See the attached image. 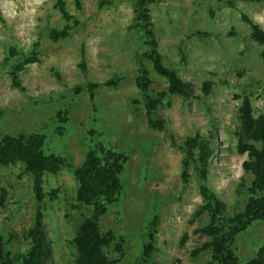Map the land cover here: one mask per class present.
Returning a JSON list of instances; mask_svg holds the SVG:
<instances>
[{
  "label": "rangeland",
  "instance_id": "374dc122",
  "mask_svg": "<svg viewBox=\"0 0 264 264\" xmlns=\"http://www.w3.org/2000/svg\"><path fill=\"white\" fill-rule=\"evenodd\" d=\"M55 1L0 0V107L4 109L0 135L40 130L47 136V149L73 166L88 146L102 143L124 152L121 198L99 222L102 231L113 233V244L122 245L121 255L109 247L111 258L120 257L114 264H134L150 240L145 264H204L209 252L194 255L193 251L204 240L195 229L207 217L193 216L201 204L198 180L189 166L187 182H182L177 145L194 133L212 135L206 185L226 203L227 214L239 211L250 176L241 166L246 156L235 149L239 99L234 94L248 93L255 113L264 111L260 46L249 37L241 14L264 29V2L231 0L229 6L222 0H157L149 5L157 48L193 94L188 99L171 96L169 105L158 107L154 115L164 120V129L157 130L147 125L144 101L134 81L135 53L144 46L139 34L127 29L134 16L132 0H107L102 5L99 0H81L79 10L73 0H66L72 15L70 33L52 42L50 29L65 24ZM34 43L38 60L20 72L22 93L10 85L5 58L10 46L28 54ZM82 62L84 69L79 66ZM112 76L118 77L116 86L98 87L93 100L85 89L72 90L76 84L102 83ZM150 76L152 91L165 89L163 78L152 70ZM204 80L212 83L207 95L201 91ZM60 108L67 113L62 134L55 132L54 114ZM75 186L66 167L46 176L44 190L58 191L55 200L43 203L53 264H73L75 248L69 240L89 213L85 207L73 206ZM2 190L7 197L0 208V234L9 250L16 252L26 246L23 232L36 206L32 181L20 166L0 165ZM263 242L264 221H255L237 236L236 253L246 259Z\"/></svg>",
  "mask_w": 264,
  "mask_h": 264
},
{
  "label": "trees",
  "instance_id": "16d2710c",
  "mask_svg": "<svg viewBox=\"0 0 264 264\" xmlns=\"http://www.w3.org/2000/svg\"><path fill=\"white\" fill-rule=\"evenodd\" d=\"M157 0H132L134 16L127 29L135 30L143 43V50L135 53L137 74L135 86L144 101L147 125L152 129L163 130L164 120L155 116L158 107L170 104L171 96L183 99L192 97V89L178 74L177 69L166 64L157 48L155 32L151 21L149 5ZM225 1L229 6L231 0ZM243 2L261 3L264 0H239ZM99 0L100 5L108 3ZM76 10L81 9V0H73ZM65 24L61 28H51L48 38L52 42L64 40L70 33L69 24L72 15L66 8V0H56L54 4ZM241 20L248 26L249 37L260 46L259 56L263 63L262 78L260 82L261 95L264 97V29L253 22L246 14H241ZM75 22V21H74ZM200 34L199 32H197ZM230 34L232 31L229 32ZM36 43L28 54L18 52L14 47L8 49L9 56L5 58L8 64V75L11 87L20 92L25 88L21 84L20 72L37 59ZM180 60L185 55L180 50ZM10 57H13L12 59ZM148 62L156 75L163 78L165 89L152 91L154 80L150 76ZM84 69V63L79 64ZM118 77L112 76L102 83L87 81L76 84L72 90L78 93L83 89L93 100L95 90L103 85L115 87ZM211 81L202 82L201 91L204 95L211 91ZM239 99L237 108V126L234 130L236 138L235 149L238 154L245 155L242 169L249 174V185L245 187V198L239 211L227 214L226 203L206 185L209 173V159L212 155L211 137L200 133L185 137L177 145L181 151L180 177L183 183L187 182L188 168L192 167L198 180V191L201 204L194 211L193 216L206 214V222L195 229L203 237V241L196 246L194 255L208 251L209 257L204 264H264V242L257 245L254 254L241 259L236 253L235 242L237 236L255 221H264V111L255 113L248 93L234 94ZM65 109H58L54 118L57 119L55 132L63 133V124L67 119ZM4 109L0 107V119ZM63 123V124H62ZM92 132V131H91ZM47 136L40 130L4 133L0 135V165H18L23 173L32 181V191L35 199V209L32 221L23 232L26 246L16 252L9 250L6 238L0 234V264H53L52 240L48 238L44 217L43 203L52 202L58 197L57 189L44 190L47 175H56L62 168L70 169L75 180L73 206L85 207L89 213L75 227L74 234L69 240L75 248L73 264H114L120 257L111 258L108 250L112 245L115 252L122 254V245L113 244L114 235L110 230L102 231L101 217L109 207L119 202L122 191V173L127 161V155L101 144L86 149L83 159L75 166L57 152L46 147ZM173 139V138H172ZM174 143V141H173ZM5 190L0 191V208L6 199ZM152 237V232H147ZM151 240L142 251V258L134 264H145L150 254Z\"/></svg>",
  "mask_w": 264,
  "mask_h": 264
},
{
  "label": "clouds",
  "instance_id": "9594fccd",
  "mask_svg": "<svg viewBox=\"0 0 264 264\" xmlns=\"http://www.w3.org/2000/svg\"><path fill=\"white\" fill-rule=\"evenodd\" d=\"M259 19V18H258Z\"/></svg>",
  "mask_w": 264,
  "mask_h": 264
}]
</instances>
